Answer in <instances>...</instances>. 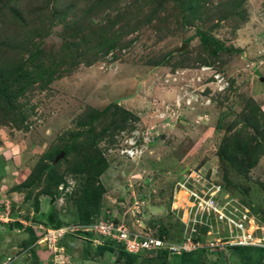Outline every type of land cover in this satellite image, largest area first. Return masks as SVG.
I'll return each instance as SVG.
<instances>
[{
  "label": "rangeland",
  "instance_id": "rangeland-1",
  "mask_svg": "<svg viewBox=\"0 0 264 264\" xmlns=\"http://www.w3.org/2000/svg\"><path fill=\"white\" fill-rule=\"evenodd\" d=\"M201 1V16L187 24L168 1L160 14L167 20H155L128 35V46L92 64L62 66V75L43 88L38 83L14 102L15 114L0 122V264H140L118 249L100 247L103 241L82 231L66 234L50 247L46 235L55 223L63 224L57 228L85 226L77 223L75 204L84 181L71 173L65 157L58 162L57 172L64 179L58 187L48 186L46 177L34 191L24 188L35 167L54 165L62 147L111 105L128 118L124 128L108 131L96 145L108 163L100 178L105 188L101 215L110 211L140 232L156 234L172 225L171 231L183 235L192 204L185 190L175 192L176 184L203 177L223 186L228 177L233 185L225 190L232 203L249 208L264 224V149L245 177L223 165L219 153L225 137L244 130L248 102L264 113V0ZM86 3L0 0V80L29 63L35 45L41 44L48 57L60 52L74 31L105 25L118 14H136L143 2L104 0L94 14L86 13ZM150 10L144 6L140 12L146 16ZM55 13H67L74 29L58 23ZM198 30L211 33L234 53L201 63L207 54ZM183 45L186 49L179 52ZM204 67L210 70L201 71ZM217 73L229 83L226 91L209 84ZM111 120L112 115L100 119L97 133ZM133 132L154 140L134 160L120 156ZM213 226L214 233H221V224ZM32 232L36 241L28 245ZM231 253H206L200 264H240ZM169 264H181L179 256L172 255Z\"/></svg>",
  "mask_w": 264,
  "mask_h": 264
},
{
  "label": "trees",
  "instance_id": "trees-1",
  "mask_svg": "<svg viewBox=\"0 0 264 264\" xmlns=\"http://www.w3.org/2000/svg\"><path fill=\"white\" fill-rule=\"evenodd\" d=\"M168 1L174 2L179 9V13L182 14L183 24L193 22L201 16V0ZM168 1L141 0V3L143 2L142 7L136 14L133 13L131 16L129 14H118L114 19H108L105 25L98 23L90 24L87 28H80L78 31L73 32L71 39L66 40L60 52L52 53L48 57H44L41 44L35 45L29 52V63H21L16 70L12 71L10 78L5 81L4 79L0 80V122L4 123L10 120V116L15 114L16 108L14 102L19 97L30 92L38 83L43 88L58 75H62V66H74L80 62L92 64L117 49L128 46L129 42L126 41L128 35L140 30L144 25L150 24L155 20L161 22L163 19L167 20V16L160 17V14L163 8L168 6ZM86 2V6H90V9L89 7L87 8L86 13L94 14L98 12L104 0H86ZM94 2H96L95 5ZM144 6H148L151 9L146 16L140 12ZM13 13L15 18L19 15L16 11ZM53 16L54 19L58 18V23L64 24L69 30L74 29L73 22L66 20L68 17L67 13H61L60 15L55 13ZM196 34L199 37L202 49L207 54L205 58L199 59L201 63L212 64L220 60V56L223 53H234V49L226 47L223 42L216 39L211 33L198 30ZM191 41L192 38L186 40L187 43ZM108 115H112L111 122L97 133L96 127L99 123L98 121ZM127 115L116 105L109 106L101 112L100 116L98 115L88 120V130L75 135L70 143L63 146L58 153L65 152L64 159L67 160V164L71 165V173L79 176L84 181L81 184L82 188L75 203L78 210L77 223L81 225H91L101 215V203L105 188L100 183V178L107 170L108 163L97 148V142L108 131H118L124 128L128 118ZM243 115V118L246 116L243 119L244 130L242 131L241 129L235 135L225 137L220 146L219 153L223 165H230L236 173L245 177L256 166L260 151L264 149V113H262L256 103L250 101L245 105ZM21 119L23 122L26 116ZM250 129H254L253 134L250 132ZM55 157L56 155L52 158L53 161ZM60 163L54 165L39 164L27 179L24 188L34 191L36 187L42 184V181L46 177L45 181L48 186L58 187L64 182L63 175L57 172ZM224 183L223 186L226 190L233 185V182L228 177H225ZM235 188L237 187L234 186ZM62 225L60 222H57L53 226L57 228ZM171 227L170 225L160 227L155 235L160 238L166 236L172 241L180 242L182 231L179 233L171 231L173 230V227ZM203 232L206 231L204 230ZM35 241L36 237L32 232L28 245ZM100 247L118 249L131 262L141 260L140 264H169V258L172 256L165 251L152 252L149 255L145 253L131 254L125 250L124 245L109 241L104 242V245ZM231 252L235 253L234 258L239 259L240 264H264V250L262 249L238 247L234 248ZM205 254V251L183 254L179 256L180 263L200 264Z\"/></svg>",
  "mask_w": 264,
  "mask_h": 264
},
{
  "label": "built area",
  "instance_id": "built-area-1",
  "mask_svg": "<svg viewBox=\"0 0 264 264\" xmlns=\"http://www.w3.org/2000/svg\"><path fill=\"white\" fill-rule=\"evenodd\" d=\"M209 70L210 68L204 67L201 71ZM209 84L215 85L219 92L229 88V83L219 73L211 77ZM153 141L150 137L140 139L139 133L133 132L129 146L120 150V156L132 160L140 158ZM201 180L204 183L199 185ZM175 188L176 191L185 190L192 204L189 222L185 224L180 242L172 241L166 236L160 238L155 234L134 230L124 220H117L110 211L98 217L95 223L82 228H53L48 231L46 240L50 247H55L66 234L82 231L91 233L99 241L122 244L131 254L149 255L152 252L165 251L173 256H181L197 251H232L238 247L264 250V224L257 222L260 218L253 215L249 208L240 204L234 205L228 192L221 200L220 195L225 191L223 186L204 180L203 177L197 181L187 177L178 182ZM213 223L222 225V235L220 232H213Z\"/></svg>",
  "mask_w": 264,
  "mask_h": 264
},
{
  "label": "water",
  "instance_id": "water-1",
  "mask_svg": "<svg viewBox=\"0 0 264 264\" xmlns=\"http://www.w3.org/2000/svg\"><path fill=\"white\" fill-rule=\"evenodd\" d=\"M186 47H187V45H183L182 47H181V49L179 50V52H183L185 49H186ZM65 152H62V153H60L57 157H56V159H55V161H54V164H56V163H58L60 160H62L64 157H65ZM227 194V192L226 191H223L222 193H221V195H220V199L222 200L223 199V197L225 196ZM235 253H233V255H234Z\"/></svg>",
  "mask_w": 264,
  "mask_h": 264
},
{
  "label": "clouds",
  "instance_id": "clouds-1",
  "mask_svg": "<svg viewBox=\"0 0 264 264\" xmlns=\"http://www.w3.org/2000/svg\"><path fill=\"white\" fill-rule=\"evenodd\" d=\"M226 191V190H225ZM175 192H177L176 190H175ZM227 192V191H226ZM233 254V253H232Z\"/></svg>",
  "mask_w": 264,
  "mask_h": 264
}]
</instances>
